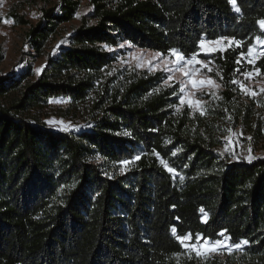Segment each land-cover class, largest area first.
I'll list each match as a JSON object with an SVG mask.
<instances>
[{
  "label": "trees",
  "instance_id": "16d2710c",
  "mask_svg": "<svg viewBox=\"0 0 264 264\" xmlns=\"http://www.w3.org/2000/svg\"><path fill=\"white\" fill-rule=\"evenodd\" d=\"M90 2L93 11L56 49L49 43L81 0H61L30 27L31 48L47 58L37 78L0 77V264H200L178 257L184 246L173 226L177 235L247 240L243 250L264 260V155L231 160L221 151L228 126L264 136L255 105L235 98L239 52L217 57L225 89L204 115L177 109L180 85H165L163 71L105 73L118 56L107 48L122 42L186 57L202 39L249 46L264 39V0H236L239 11L230 0ZM258 65L264 71V58ZM55 99L68 101L65 117L92 100L88 125L49 127ZM125 159L134 162L121 172Z\"/></svg>",
  "mask_w": 264,
  "mask_h": 264
},
{
  "label": "rangeland",
  "instance_id": "374dc122",
  "mask_svg": "<svg viewBox=\"0 0 264 264\" xmlns=\"http://www.w3.org/2000/svg\"><path fill=\"white\" fill-rule=\"evenodd\" d=\"M61 0H0V77L14 75L19 76L26 72H31L30 79L37 78L40 73L35 70L37 68H42L47 63V58L45 56L37 55L31 48L28 42V31L32 25H35L44 10L54 8L59 6ZM93 11V6L90 0H81L79 9L74 19L69 22L64 23L60 27L58 35L49 43L48 49H56L59 45L67 41L68 37L81 25L83 17L90 14ZM15 14L23 17L27 20V23H21ZM4 20H8L9 23H4ZM92 23L94 21H91ZM228 38V37H226ZM231 39V38H230ZM217 40V39H216ZM216 40L204 39L205 46L211 47L215 46L217 51L204 53L199 51V59H203L208 63V67L212 69L211 72L208 68H202L200 73H198L199 78H205L211 76L216 80L221 87L217 90V95L221 99L216 100L210 95L202 94L197 92L196 99H200L206 102L208 113L210 108H216L220 101L222 100V92L224 87V69L223 64L218 60L217 57H225L228 51H237L235 59V71L233 72V80H238L243 82L244 86L250 91H255L257 95L252 97L251 95L245 94L241 91L239 84H234L235 98L243 104H254L255 110L258 116L264 122V93L260 92L261 88H264V71L258 65V62L264 58V56H257L255 64H248L247 61L240 56L243 52L247 55L248 48L256 44V38L253 40L252 44L246 46L242 42L241 46H236L234 43L229 44L227 40L222 41L219 45H214L213 42ZM235 41H238L234 39ZM121 45H124L123 47ZM223 48V51L220 49ZM109 51L118 50L117 59L110 67L106 70V74L112 75L118 70H147L148 72L154 73L157 71H163L169 75L167 71L164 70L165 63L162 62L159 68H149V67H139L135 59H131L130 53H137L138 55L142 53L145 55L146 59H151L152 54L158 51L145 49L137 47L130 42H122L118 47L107 48ZM264 51V45H257L254 49V54ZM162 53V52H159ZM164 56H168V53H163ZM169 59H174V57H169ZM155 63V61H153ZM196 67H200L197 65ZM44 68V67H43ZM259 69V73H255V69ZM246 71L254 72V75L250 78H246L243 73ZM185 79L183 73L180 71H175L173 74L172 81L169 84L178 83V81ZM232 80V81H233ZM179 84V83H178ZM180 85V84H179ZM86 106H80L79 108L71 109L69 116L65 117L61 115V111L69 107L68 101L63 99H55L51 102V108L49 114L44 118L45 122L53 120V124H48L49 127L54 130H64L67 128L69 130H79L88 125L91 120L90 109L92 106V100H90ZM188 107L187 105H178L177 109L182 110ZM189 108V107H188ZM191 110V109H190ZM60 112V113H59ZM192 113H200L199 111ZM63 123H59V122ZM264 126V125H263ZM231 132L226 131V136L224 137L225 144L221 148L223 153L227 154L231 160H247L246 157L249 155L248 149L251 148V155L254 157H260L264 155V136L260 139H255L252 137V133L246 130L242 125L239 126H228ZM227 129V130H228ZM242 133V134H241ZM229 137L231 141L229 142ZM251 139H248V138ZM253 160V159H252ZM199 237H192L191 242H196ZM210 240V239H208ZM221 240H225V244L228 247H233L231 254L227 251V248H221L217 252L210 254L207 258H197L195 253L191 256L188 250L184 247V251L178 256L181 260H194L200 264H264L263 259H253L247 251L243 250V246L240 249H235V245H232L229 239L223 237ZM213 241V240H210ZM202 243L203 241L200 240Z\"/></svg>",
  "mask_w": 264,
  "mask_h": 264
},
{
  "label": "snow or ice",
  "instance_id": "6c2138e0",
  "mask_svg": "<svg viewBox=\"0 0 264 264\" xmlns=\"http://www.w3.org/2000/svg\"><path fill=\"white\" fill-rule=\"evenodd\" d=\"M230 2L233 4L234 7H236V0H230ZM236 10L239 11V8L236 7ZM80 14L78 13L77 16ZM4 23H9L8 20H4ZM258 25L260 26L261 30L264 31V19L259 20ZM227 40L229 44H235L236 46H241L242 42L241 41H235L234 38H226V37H220L216 41L213 42L214 45H219L221 44L222 41ZM257 45H264V39H261L259 36L256 37V44L250 46L247 51V55L245 53L241 52L240 56L243 57L248 64H255L257 56H264V51H259L254 54V49L256 48ZM122 47L124 45H121ZM107 47V45H105ZM199 47L200 51L204 53L208 52H215L217 51V48L215 46H205V41L202 39L199 42ZM223 51V48L220 49ZM131 59H135L138 63V66L143 68V67H149V68H159L160 64L162 62L165 63L164 70L169 73L167 79L164 81L165 85H169V81H172L173 79V74L175 71H180L183 73V77L185 79L178 81L180 84V95L178 96L179 99V105H187L193 112L199 111L201 115H204L207 111L206 108V102L196 99V94L197 92H200L202 94H207L210 95L212 98L219 100L221 97L217 95V90L221 87L220 84L216 82L215 79H213L211 76H207L205 78H199L198 73H200L202 68H208V71L211 72L212 69L208 67V63L203 59H199V53L194 52L190 56L186 57L180 50L177 49H169L168 50V56H164L163 53H154L152 54L151 59H146L145 55L141 53L138 55L137 53H130L129 54ZM169 57H174V59H169ZM155 61V63H153ZM199 65L200 67H196ZM42 68H37L35 71L37 73H40L43 70ZM259 69H255V73H259ZM243 75L246 78H250L254 75V72L252 71H246L243 73ZM232 83L234 84H239L240 89L243 93L251 95L252 97H255L257 93L255 91H250L247 89L243 82L238 81V80H233ZM260 92L264 93V88L260 89ZM230 119V117H229ZM46 123L48 124H53V120H49ZM59 123H63L62 121ZM64 130H68L65 128ZM227 131L231 132V129H228ZM128 134V133H126ZM242 134V133H241ZM229 142L231 141V137L228 138ZM248 139H251L250 137ZM251 148L249 147L248 153L249 155L246 157L249 161L252 159H255L256 157L251 155ZM176 153L174 152L173 155ZM157 156H159V153H156ZM141 157L137 155L134 160H139ZM99 159V158H98ZM134 160H128L125 159L121 161L122 167L120 168L121 172H124L126 167L133 163ZM160 163L167 169L169 173H174L175 169L171 168L168 166L167 161L161 159ZM74 187V185H73ZM201 212L204 213V210L201 209ZM204 218L205 222H207V214L204 213ZM170 231L176 235L177 240L180 242L181 245H183L189 252L190 256L192 253H195L197 258H207L210 254L217 252L221 248H227V251L231 254V252L234 250L233 247H228L225 244V240L217 239L215 241H210L208 239H203V237H199L196 242H191L192 241V234L188 233L185 235H177V229L175 226H173ZM226 231V230H225ZM221 236H224L225 233L221 232ZM226 239H229L226 237ZM200 240L203 242L201 243ZM249 241L244 240L241 242V244L235 245V249H240L243 245H247Z\"/></svg>",
  "mask_w": 264,
  "mask_h": 264
}]
</instances>
